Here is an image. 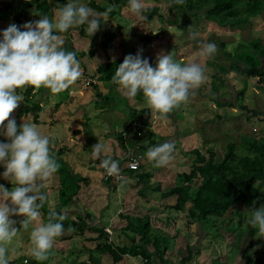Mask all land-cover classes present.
<instances>
[{"label":"rangeland","instance_id":"rangeland-1","mask_svg":"<svg viewBox=\"0 0 264 264\" xmlns=\"http://www.w3.org/2000/svg\"><path fill=\"white\" fill-rule=\"evenodd\" d=\"M11 1L12 0H10L9 3ZM150 1L154 2V0ZM185 1L186 0H180V2ZM150 4H152L151 6L158 10V13L154 14V19L150 26L143 25L146 18L143 15H139V18L141 20L140 23H142V26L136 29V35H133L131 37V40H128V45L133 47V50H145V52L148 53V56L153 59L149 60L153 67L155 66L157 56L161 53L171 54L173 59L181 64L196 63L204 70L205 79L198 88L191 90L188 99L185 102L181 103L179 107H177L175 116L178 119L175 125H173L172 120L166 118L163 115H159L157 117L154 115V118L158 121L155 127L157 133L159 134L156 135L159 138H156L157 143L162 144L164 138H166L165 142H171L175 147H177L176 149H174L175 154L173 152L172 158L166 165L157 167L155 166V163L153 161L148 160L146 156V134H148L146 132L148 131L147 128L138 129V131L146 132L145 136L140 137L141 142L138 145H136V143H131L129 145L130 151H134L135 147L137 150L138 148H142L141 152L142 157L144 158V168L142 171H146L149 174L153 173L156 176L148 181L149 186L147 187L149 191L143 192L144 197L140 195L143 190V185H140L141 183L139 184V187L130 186L131 184H136L139 181L138 176H134V180H126L127 176L125 175V179L123 182L127 186H129L130 189L127 188L128 190L123 192L125 186H123L122 188L120 187L119 190L116 191V193H118L119 191L120 192L114 196L112 193H110L107 188H105V190L103 191L104 195L101 198V196L98 195L100 189L97 185H94L96 179L98 180L101 177V173H97V169L94 170V168H97V164L90 163L87 168L86 165H82L78 162V160H80L84 163H87V161L90 160L92 146L98 143L99 140L101 141L100 143L104 144L107 148V151L104 154L105 157L120 154L118 148L119 142L116 143L118 139H115V142L110 141L109 143H107V141H109L110 139L106 140V138L112 136L111 130L108 125L97 121V115H93L92 108H95V103H97V92H95L89 86L75 87L71 84L68 88L70 91L69 94L71 99H69L68 97H66V99H64L63 97H56L58 100H61L62 104L55 109L57 110L55 119H57L58 121L54 124H50L51 110L50 112L47 111L46 107H48L49 105V108H52L55 107L58 103V101H55V93H52L49 89L44 87H41L34 91V93H38L37 97L35 98V101L43 105V107L45 108V110L43 111L44 113L40 115V120L42 123H39V126L37 127L42 134L49 135L51 137L50 153L55 155L59 149L64 147L68 148L69 151L63 156H61L62 162L69 166L71 171L75 172L76 174L81 175L85 178H88V175L90 176V186L93 187H85L84 185H81V191H83V193L80 196L79 201H85L86 199H88L85 197L88 194L90 196V191L88 193L89 188H91L93 192L95 189H97V196H95V198L92 200V203H90L89 205H86L83 208L80 207V210L75 206L71 207V212L66 211L68 208H65L63 210L64 221L77 220L80 215H85L86 212H92L94 214L92 215L94 220H91V222L88 223V226H90L91 228L97 227L99 228L98 230L103 231L104 229L105 231L109 232V230L105 228L107 227L108 222L102 223L100 217L110 215V213H108L106 209L108 205L111 204V210H115V215L118 214L115 220L111 221L113 228L111 231L113 243L112 246L116 249H119L124 246H129L126 240L120 238V229L118 227V222H121V219H119V217L123 218L122 216H129V218H132L134 220L137 219V222H139L140 220L150 219V229L153 230L151 232L155 234L159 232L164 234L163 237L167 236L169 239L168 245H170L171 248H175L176 244L179 241L187 242V244L191 243L190 239L192 238V236L188 232L191 231L196 233V224L188 222L187 216L189 211L193 209L192 202L190 199L194 198L196 186H193L189 193V198L184 206L182 213L184 217L181 220L180 216H178V214H181V211L174 209V205L177 202L178 196L174 195L168 198H163L162 196L163 194L169 192L171 189L176 187L173 179H177L178 181L183 182L181 176H179L178 179L179 173H189V168L192 167L195 156L190 155L187 157V152L197 148L200 149L205 156L207 155V153H214L216 159L220 160L226 154L229 145L235 144V146L233 147V152L235 153V155L238 156V158L251 157L254 155L253 152L247 151L240 142L242 136H256L264 139V94L262 93V90H260L259 87L256 86L258 80L261 79L260 77L248 78L249 85L247 88V92L243 97V104H240L239 102L238 104L234 105L235 108L225 106L224 104H221L220 106L216 105L215 102L211 99L213 96L211 89L213 83V73H211V70L218 72V66L229 70L232 62L229 59H226V56L223 55L224 53L233 52V50H236L240 45L249 47L248 43L250 40H252V38H255L257 40L264 39V16L259 17V19L255 21L256 26H254L253 29L249 32L253 23L248 26H242L240 28L232 29L228 26H220L215 23L209 22L203 17L204 12L210 9L209 6L204 7L203 11L201 12L196 11V14L198 13V16L194 17L193 14H195V11L191 13L182 11H180V13H173L172 11H170V0H160L156 3ZM31 5L37 6V4L35 3H32ZM57 6L59 7L58 4H56V7ZM40 7L43 9L44 5H40ZM47 9H49L48 6ZM16 10L17 12L14 17L8 11L0 14V20L3 19L5 21H11L15 18L12 24L15 23L18 25V19L16 18V16H18V14L20 15L23 9L19 7ZM174 17L178 19V22L177 24L172 25L171 21L174 19ZM2 27L7 28V26ZM190 27L191 31L198 33L195 38H192L189 35ZM127 32L128 34L133 33L131 29H128ZM141 32L142 36L139 37ZM155 33H158V41L154 40L155 38L151 41L146 38L144 42H142L143 36L148 35L151 37H155ZM59 40L61 42V45L68 46L69 40L70 44H78L74 39L71 41L70 33L67 32H63L62 35L59 36ZM111 42L114 45V43L117 42V39H111ZM208 42H212L215 44L216 42H223L225 44V47L222 51H220L221 55H217V57H215L214 53L210 56L205 53H202L201 49L203 47V44ZM145 43H147L148 45L150 44V46ZM216 46L217 49L220 48L219 45ZM75 49L77 51H74L78 52L79 55H84L85 53H88V51L83 50L82 47H77ZM175 50H177L178 52H176ZM88 59L89 58H84L79 61L80 71L87 66V68L93 69L95 62H89L87 61ZM210 59L217 60L218 62L217 63L212 60V62L216 63V65H214L212 68H209L208 66V61ZM233 75L234 74H230V77H232ZM81 77L82 76H80L78 80ZM232 81V86H234L237 91L244 88L245 81L242 80V78L236 76L232 79ZM220 83L223 84L225 82L222 78L219 77V80L215 81L214 86L219 88V97L226 99L230 95V88H221L222 85L219 86ZM106 84H108L109 87H105ZM100 85L103 86L102 88H99L102 93L107 91L111 92L110 97L108 98L110 101V107L108 108L109 111H117V114H115L117 117L114 116L111 119L113 120L114 125V132L112 133L116 132L118 134L127 131L128 127H125L124 123L128 121L127 114L130 113L129 104L133 109L136 108L137 110L150 109L146 105L145 100L138 96L139 93L135 97L129 98L125 90L116 87L109 82L104 81ZM30 87L32 86L26 85L23 88H19V91L17 93L23 97V100L20 104L25 102V93ZM122 98H124L125 100ZM104 100L105 99H102L100 102L102 103ZM119 113H123V116H121ZM251 113L253 116L252 118ZM87 116H90L93 121L89 122V120H86V118H88ZM219 116H222L221 120L219 119ZM244 116H246V118L243 122L236 123L239 118ZM139 117H141V119H144V116H142L141 114L139 115ZM10 118H16L15 110H13V112L11 113ZM26 119L29 122H31L32 120L30 116L28 118H23L19 121L24 122V120ZM19 121L17 122L19 123ZM182 121L184 122V124L182 125L184 128L180 127L179 131L181 132L180 136H182L183 143L179 144L176 138L178 135L177 128L179 124L178 122ZM6 123L7 121H5V124ZM234 127L238 128L239 130L234 129ZM174 130H176V134L173 138L172 132L174 133ZM76 132H81V135L76 136ZM148 132L150 133L151 131ZM131 133H133V130H130V133H127L126 135L122 136L129 140L131 137ZM244 133H249V135H246ZM187 143L188 146L186 147ZM186 158H188L187 161ZM97 162H99V160H97ZM184 162L185 164L183 166L182 164ZM171 164H173V166ZM100 169L104 171L102 167H100ZM3 170L4 169L0 167V172H2ZM169 175H171V177H169ZM49 180L50 181L45 184V191L42 190L46 196V202H43V204L46 205V208L49 211H54L56 207L57 209H59L58 204L60 203L57 193V186H60L59 175L56 176L55 174H53V176H51ZM168 182H170V184H168ZM0 183L5 184V186L9 190H11L12 184L9 181L0 178ZM199 183L200 180L197 182V184ZM150 186L152 190L150 189ZM101 189L103 188L101 187ZM154 189L156 190L154 191ZM261 191L264 193V189H261ZM121 192L123 193V195H121ZM91 195L93 196L94 194ZM262 204H264V202H262L261 205ZM252 207L253 205L246 208L243 202H239L237 204L236 211H240L243 214H246L248 218L250 215L248 210L252 209ZM95 210H97L99 213H97ZM156 211H160V214H156ZM20 218L21 220H23L24 217L16 216L15 219L14 216L13 218L16 220L15 226L19 230L23 229L22 224L20 223ZM153 218L155 219L153 220ZM122 223H124V226L126 227V219H122ZM213 223L214 224L209 222L203 223L206 229V233L208 234L207 245L212 246L214 248L212 255L209 253V251H205L203 256H195L189 264H200V262H202L205 258L208 259L209 263L207 264H233L235 258L236 260L237 258L239 259L241 255L240 252L243 247L246 248V243H250L248 241L245 243L243 239L245 234L247 233L246 230H233L234 226H237V216L233 213V210L227 213L222 220H220V218L215 217ZM43 224L44 221L42 218V214L40 213L36 221L29 223L27 228L23 229L22 236L20 233H17V242H20V238L22 237V242L26 241L27 243L25 245L30 244L31 247V252L29 253V255H20L17 259H15L18 263L21 261V258L27 259L30 264L39 263L36 262L37 259L32 255V249L34 245L31 242L30 236L33 228ZM166 229H169L170 232H168V230L166 231ZM80 230L81 229L78 230V233L74 234L76 236L74 240L65 244L62 243L61 238L66 237L68 234L56 237L54 240L53 247L47 253V259L49 261H52L53 264H79L80 255L82 252H78L77 248H83V246H81L83 236H81ZM207 230H211L212 235ZM116 231L118 233H116ZM177 231L181 232L184 238L182 235L181 238H177L174 235L175 233H178ZM85 234L86 239L88 238V240L92 237L97 236V239L99 240L101 245L106 243V240L104 237L102 238L100 231L96 233L88 230L85 232ZM125 234L127 240L129 241H131L130 237H135L137 235V233H134L133 229H129V231L125 230ZM255 237L256 234L254 235L253 240L251 241L253 248L247 249L249 250L248 253L257 254V258H259L261 261H264V239H257ZM136 238L138 240L140 238V235H137ZM23 245L24 244H22V246ZM257 245H259L258 248L256 247ZM6 246L10 248L8 245ZM60 247L62 249H60ZM184 247L175 250L172 249V251H170V258L177 264H179L178 262L183 259V256L178 254V252L180 253L181 250H184ZM15 248L16 247L14 246V249H11V251L7 252V257H10L11 259L13 258L10 252H12L13 250L15 253ZM54 249H56V252H62L63 257H55V255H53L52 258L50 255L54 252ZM21 250L23 249L16 250L17 255L18 251ZM105 250L110 252V249ZM25 251L28 252L30 250L25 249ZM67 251H69L70 254H67ZM119 251L122 250H117V252ZM190 251L191 249H189L188 253H190ZM89 255L90 254L86 253L87 257H89ZM107 255L110 257L109 253H107ZM101 259L102 258H98L99 261ZM47 263L48 261H46V264ZM104 263L115 264L111 260H105ZM143 263L144 260L125 257L123 261L118 264ZM236 264H238V262Z\"/></svg>","mask_w":264,"mask_h":264},{"label":"clouds","instance_id":"clouds-1","mask_svg":"<svg viewBox=\"0 0 264 264\" xmlns=\"http://www.w3.org/2000/svg\"><path fill=\"white\" fill-rule=\"evenodd\" d=\"M128 7L137 16L146 10L144 0H128ZM111 11L112 8H108L105 12H97L87 6L86 0H67L66 4L60 6L58 13L54 14L56 19L34 12V15L40 17L38 20L28 21L23 25L13 23L0 30V167L4 169L0 172V178L12 184L9 190L5 184L0 183V264H9L6 244L19 231L15 227L16 220L12 217L23 216L20 223L24 228L37 220L40 215L39 208L42 206L37 201L43 202L46 199L42 189L59 167L50 154L51 137L42 134L32 123L24 122L18 126L16 120L10 118L13 110L23 100L17 89L30 85L34 91L44 87L52 93H59L69 88L81 76L80 63L74 51H66L61 47L56 33L86 25L85 30L93 36L101 27L103 17ZM209 22L219 25L215 21ZM252 29L253 27L249 32ZM189 35L195 38L198 33L191 31L190 27ZM216 49L215 43L208 42L203 44L201 51L210 56ZM94 78L95 75L85 81ZM204 79V70L198 64L178 63L171 54L158 55L153 67L149 59L143 57V49L138 50L135 55L125 56L112 76V82L125 90L129 98L142 93L146 105L153 114L159 115H165L179 107L188 99L191 90L198 88ZM85 86L90 85L86 83ZM133 133L135 138L132 142L135 143L140 138ZM173 149L171 142H164L150 147L146 156L155 166H164L171 159ZM106 151V146L99 141L92 146L91 158L99 160V166L108 175L119 177V163L111 156L105 157ZM248 211L250 215L246 222L257 230L255 238H264V204L256 207L254 202L252 209ZM50 216L55 218V222L49 219L47 223L31 231L30 239L34 245L32 255L37 260L47 259V253L53 247L55 238L62 236L64 231L61 223L64 216L55 211ZM120 219L122 221L123 218ZM105 228L109 230L108 232L103 229L109 235L108 244L113 245L111 222ZM88 230L95 229L81 228V246L84 252L97 254V260L102 258V264H105V260L113 261L110 253L109 257L108 252L98 250L101 244L97 237L86 239L85 232ZM93 243L95 244L92 245ZM125 257L133 259L128 255ZM82 258L84 257L80 256ZM23 263L28 264V260Z\"/></svg>","mask_w":264,"mask_h":264},{"label":"trees","instance_id":"trees-1","mask_svg":"<svg viewBox=\"0 0 264 264\" xmlns=\"http://www.w3.org/2000/svg\"><path fill=\"white\" fill-rule=\"evenodd\" d=\"M155 3L160 0H154ZM170 11L173 13L177 12H193L195 11V14H193L194 17L198 16V13L196 14V11L201 12L203 11V8L206 6H210L212 4L211 10L205 11L203 14V17L207 19L208 21H215L220 26H228L232 29L234 28H240L242 26H248L251 25V27L256 26L255 21L259 19V17L264 16V0H186L185 2H180V0H170ZM58 2H62V0H59ZM28 8L29 5L27 6ZM94 9L96 6H92ZM122 8V6H121ZM146 10L142 13L143 16H145L146 20L151 22L154 19V14L158 13V10L154 7L152 8H145ZM104 10L98 9V12H102ZM106 11V10H105ZM104 11V12H105ZM120 12V10H118ZM111 15V14H110ZM110 15L108 17L110 18ZM18 25H23L24 23L31 21L32 16L29 12V10H26L22 12L20 15L16 16ZM251 21V22H249ZM178 19L174 17V19L171 21L172 25L177 24ZM107 34V33H106ZM155 37H149L148 40L151 41L152 39L158 38V33H155ZM115 38V35H109L107 34L105 36V39L111 42V39ZM144 42V40L142 41ZM147 44V43H145ZM249 47H246L244 45H240L236 50L234 49L233 52L224 53L223 55L226 56V59H229L232 63L230 65V69L226 70L225 68L218 66V72L212 71L213 73V83L211 86L212 89V101L215 102L216 105L224 104L225 106L235 108L234 105L243 104V97L245 96V93L247 92L248 88V78H257L260 77L261 79L258 80L256 83V86L259 87L260 90H262V93L264 94V39L263 40H257L255 38H252V40L249 41ZM111 45V44H110ZM216 45H219L220 48L216 49L214 55L217 57V55H221L220 51H222L225 47V44L223 42L217 43ZM112 48V45L111 47ZM107 46V49H110ZM140 49H132L129 54L135 55L137 51ZM178 52L177 50H175ZM128 54V55H129ZM106 57L108 60L106 62H102L97 66V79L96 77L94 79L97 80V82L94 79H91L89 81H83L82 82H73V85H90L89 87L92 88L95 92H97V103H95V108H92L93 115H97V121L103 124H106L109 126L111 130V135H114L112 132H114V125L113 120L111 117V114L113 112L109 111L110 107V92H101L100 91V84L102 82L106 81L109 82L116 87H118L116 84L112 82V76L115 74L116 68L121 64L124 60V58H116L115 56H111L110 54L106 53ZM143 57L148 58V56L145 54V50H143ZM152 60V59H151ZM213 59H210L208 62L209 68H212L214 65H216L215 62L217 60H213L215 62H212ZM218 63V62H217ZM155 67V66H154ZM230 74H234L232 77H230ZM236 76H240L242 80H244V88L237 91L233 85L232 79ZM219 77L223 79L225 83L219 84V86L222 87H228L230 88L229 91V97L226 99L219 97V88L215 87V81L219 80ZM18 92V91H17ZM70 91L69 89H65L59 93H55V101L58 103L55 107L49 108L50 106L46 107L47 111L50 112V124L56 123L58 120L55 119V115L57 113L56 108L62 104L61 100H58L56 97H63L66 99L70 97ZM38 94V93H37ZM37 94L34 93V90L32 87L27 89L25 93V102L20 104L15 110V116L16 120H22L23 118H28L31 116L32 120L29 122L27 119L24 121H27L28 123H32L36 126H39V123H42L40 120V115L43 114L45 108L43 105L35 101V98L37 97ZM60 95V96H59ZM138 96L142 99H144L143 94L139 93ZM102 99H105L102 103L100 102ZM127 99V98H126ZM241 100V101H240ZM109 101V102H108ZM126 102V101H125ZM87 108V107H86ZM130 113L127 114V122L124 123L125 127H128L127 130L132 126V124L137 120L138 123H140L141 129L147 128L148 131H151L150 133L146 131L148 134H146V141H147V147L148 150L150 147L159 145L157 143L156 138H158L159 135L157 133V130L154 129L155 125V118L154 115L157 117L159 114H153L151 109H139L132 108L129 104ZM49 109V110H48ZM176 110L177 107L174 108L171 112L163 115L166 118H169L172 120L173 125H175L177 122L176 118ZM144 116V119H141L139 115ZM162 116V115H161ZM86 120H89V122H92V118L90 116H87ZM139 117V118H138ZM251 113V118H252ZM19 118V119H18ZM246 116L239 118L236 123L243 122ZM250 118V119H251ZM219 119H222V116H219ZM248 119V118H247ZM249 120V119H248ZM16 121V122H17ZM261 121V120H260ZM157 122V120H156ZM197 122V121H196ZM263 122V120H262ZM18 123V122H17ZM20 121L18 125H20ZM178 128H177V141L179 144L183 143L182 136H180L181 132L180 127L184 128L182 125L184 122H178ZM235 123V124H236ZM127 125V126H126ZM234 129L239 130L238 128L234 127ZM203 130V129H202ZM229 130V129H228ZM95 131V130H94ZM176 130H174V133L172 132V137L174 138V135ZM145 132V131H144ZM145 132V133H146ZM246 135H249V133H244ZM76 136L81 135V132H76ZM145 136V134H144ZM169 136V137H171ZM115 139H118V142L122 149L126 150V147L124 145V137L122 135L114 136ZM159 139V138H158ZM163 139V138H161ZM160 139V141H161ZM165 139L163 140V143L165 142ZM127 140V138H125ZM128 143H133L131 140L127 141ZM141 142V139L137 140L135 143L138 145ZM242 146L247 151H252L253 156L251 157H244V158H238L237 155L233 152V147L235 144L229 145L227 148L226 154L220 159L217 160L214 153L210 152L207 153L205 156L200 149L195 148L194 150H190L187 152V157L192 155L195 156V159L193 160V165L189 171V173H179V176L182 177V181L180 182L177 179H173L174 184L176 187L171 189L169 192L164 194L165 198L172 197L174 195L178 196L177 202L174 205V209L181 211V214H178L180 216V220L183 219V209L184 206L189 198V193L193 186H196V192L193 199H190L192 202L193 209L189 211L188 213V222L196 224V232L197 235L200 237H205L208 234L206 233V229L203 225V223H212L214 224V219L220 218L222 220L225 215L233 210V213L237 216V226L233 228V230H246V234L244 236V242L247 241L250 242L249 244L246 243V248L243 247V249L240 252L239 259L237 258L236 263L238 264H264V261H261L259 258H257V254H249L247 249L253 248L251 241L253 240L254 235L256 234V229L251 228V225L248 224L247 216L246 214H243L240 211H236L237 204L239 202H243L245 207H250L254 204L257 207L261 205L262 202H264V193L261 191V189H264V139L256 137V136H242L241 139ZM239 142V143H240ZM188 146V143L186 144V147ZM177 147L174 146V149ZM136 149V147H135ZM173 149V152H174ZM142 148H138L137 152L140 153ZM68 148H61L59 149L55 155L51 154L58 163V171L55 173V175H59V184L60 186H57L58 191V199H59V209H54V211L58 215H63V210L65 208L70 209L71 207L76 206V204L79 203V193L81 192V185H84L85 187H90V176L88 175V178L82 177L81 175L76 174L75 172L71 171L69 166L64 164L62 162L61 156L66 154L68 152ZM173 152L171 153V158L173 155ZM122 156L124 155V152L122 151ZM142 154V152H141ZM175 154V152H174ZM105 156V155H104ZM121 156V155H120ZM176 157V156H175ZM174 157V158H175ZM180 158V157H177ZM188 158H186V161ZM185 161V162H186ZM78 162L82 165L89 166L91 164H97V168H94V170L97 169V173H101V177L94 182L97 186H105L108 190L110 189L112 194H115L117 191V188H120L121 186H127L123 181L116 180V179H109L105 181V174L102 173V170L99 168V162L97 160H94L90 158L87 163H84L80 160ZM185 162L182 164L184 166ZM173 165V164H171ZM143 168V163H141L140 171H127L126 173L132 177L138 176L139 181L136 184H131L132 187H139L140 185H143V190L140 193L142 197H144L143 192L149 191L148 187L149 183L148 181L152 178V174H149L146 171H141ZM132 173V174H131ZM96 174V173H95ZM200 180V183L197 184V182ZM50 181L49 179L47 182ZM46 182V183H47ZM191 184V186H190ZM46 187L42 189L45 191ZM150 189L152 190L151 186ZM156 189H154L155 191ZM43 202H46L44 200ZM43 202L37 201V203H42V206L39 208V212L42 214V218L44 221V224L49 221V219H53L55 222V218H52L50 216V213L52 211H49L46 208V205L43 204ZM123 219L127 221V225L124 228L120 229V238H123L127 241L129 246H124L121 248H114L111 244H108V238L109 235L106 234L102 230H97V227H93L95 230L93 232H99L106 240V243L103 245L98 246V250L105 253L108 252L113 257V262L115 264L120 263L123 261L124 256L128 255L130 257H133V259H137L141 257L142 259L147 260L148 262L154 258V262L156 261L155 258H158V260L161 262V264H164L167 262V251H168V238L163 237L164 234L157 232V234L152 233L151 228V221L150 219L146 220H134L132 218H129V216H122ZM120 219V217H119ZM92 215L90 213H85V215H80L77 220L72 221H61V223L64 225V231L63 234H68L66 237H63V239H71L73 238V235L75 233H78V230L81 228H90L88 226V223L91 222ZM139 225V226H138ZM129 229H133L134 233H137V235H140V238L137 240L135 237H130V240H127L125 230L129 231ZM92 230V228H91ZM81 231V230H80ZM211 233V230H207ZM178 232V231H177ZM116 233H118L116 231ZM189 234H192L193 232H188ZM245 233V231H244ZM154 234V235H153ZM177 238H181V235L183 234L181 232L174 234ZM97 237V236H96ZM95 237V238H96ZM184 238V236H183ZM264 239V238H263ZM22 242V241H21ZM7 243H12L11 241ZM22 242L21 244L13 245L14 243L10 244L13 247L15 246V254H17L16 250L20 249H26L27 246ZM186 246L184 247V250L186 251L185 255L183 256V259L180 261L179 264H189L192 261L193 258V251L190 247H188L187 242ZM200 245L202 242H198ZM198 243H193V245H198ZM22 244H24L22 246ZM244 245V243H243ZM154 248V251L150 247ZM110 249V252L105 250ZM189 249H191L190 253H188ZM117 250H122L117 252ZM152 251V252H151ZM200 249H197V255L200 256ZM154 253V254H153ZM157 256V257H156ZM264 256V254H263ZM9 260V258H8ZM14 260V259H13ZM46 261L49 262L48 259L45 260H37L36 262H39L37 264H46ZM9 264H18L17 260H14V262H10ZM24 264V263H22ZM28 264H30L28 262ZM82 264H96L95 260H93L92 254L89 255L86 262H83ZM97 264H102L99 260H97Z\"/></svg>","mask_w":264,"mask_h":264},{"label":"crops","instance_id":"crops-1","mask_svg":"<svg viewBox=\"0 0 264 264\" xmlns=\"http://www.w3.org/2000/svg\"><path fill=\"white\" fill-rule=\"evenodd\" d=\"M9 1L10 0H0V14L8 11L14 17L15 14H16V12H17L16 9L20 7V8L23 9L22 12H24L26 10H29V12H30V14L32 16L31 21L32 20H38L40 18L38 15H34L33 14L34 12H39L41 14L47 15V16H49L50 19H56L57 17L54 14L55 13H58L60 6H63L67 2V0H62L63 3L62 2L61 3L58 2L59 0H24V3H23V0H12L10 3H9ZM32 3L37 4V6L31 5ZM86 3H87V6L91 7L92 9H94L92 6H96L94 10L97 11V12H98V9L105 11L108 8H112V11L110 13H108L106 16L103 17L102 23H101V27L99 28V30L93 36H91V34H89L85 30L86 27H87L86 25H81V26H78V27H73V28H70L67 31V33H70L71 41L74 39V40H76V42L78 44H76V45L75 44L73 45L72 43L70 44V40H69L68 46L67 45H61V47L64 50H66V51H74V50H76L75 48L82 47V49L83 50H87L88 53H85L84 55H79V53L76 52L77 50L74 51L76 53V55H77L76 56L77 59L79 61H81L84 58H89L87 61H89V62L90 61H94L95 62L94 63V66H93V69H89V68H87L88 67L87 66V67H84L81 70V76L82 77L79 80L77 79V82H82V83H83V81H84L85 78H88V77H91V76H94V75H95V77L97 79V75H96L97 74V72H96L97 71V66L100 63L106 62L108 60V58L106 57V53L110 54L111 56H115L116 58H118V57L119 58H125V56H127L130 53V51L132 50V48H133V47H131V46L128 45L129 44L128 40H131V37L133 35H136V29L138 27H141L142 26V23H140L141 20H140L139 16H137L135 14H132L130 12L129 7H128V0H86ZM150 3H155V1L152 2L150 0H144V8H148V7L151 8L152 7L151 6L152 4H150ZM56 4H58L59 7L58 6L56 7ZM28 5H29L30 8L27 7ZM40 5H44V8L42 9L40 7ZM47 6L49 7V9H47ZM121 6H122V8H121ZM50 9H51V12L52 13L50 12ZM118 10H120V12H117ZM104 11H102V12H104ZM108 15H110V18L108 17ZM14 19H12L11 21H8V20L5 21L3 19L0 20V30L6 29L5 27H2V26H7L8 27L10 24H12V22L14 21ZM151 23H152V21L149 22V23H148V21H145L143 23V25L150 26ZM128 29H131L133 31V33L132 34H128V32H127ZM106 33L109 34V35H115V38L117 39V42L114 43V45H113V43H109V41L105 39V36L107 35ZM56 34L58 35V37L60 35H62V33H60V32H57ZM140 36H142V32L140 33L139 37ZM149 37H151V36H148V35L143 36L142 37V41L145 40L146 38H149ZM115 38H113V39H115ZM154 40H157L158 41L159 39L156 38ZM140 43H141V41H140ZM110 44L112 45V48H110L111 47ZM107 46L110 49H107ZM148 46H150V44ZM145 54L148 56V53L147 52H145ZM149 60H151L150 57H149ZM74 86L75 87H80V86H83V85H75V83H74ZM102 87L103 86L100 85V88H102ZM105 87H109V85L106 84ZM17 91H19V89H17ZM110 94H111V92H110ZM122 99H124V98H122ZM115 114H117V111L116 110H113V112L111 114V117L113 118L114 116H116ZM119 114L121 116H123V113H119ZM24 122H26V121H24ZM24 122H21V123H24ZM156 123H158V121L156 122V119H155V124ZM155 127H156V125H155ZM95 133H97V132H95ZM122 133L123 132L118 133V134L116 132L113 133L114 135L106 138V140L107 139H110L109 141H107V143H109L110 141H112V142L114 141L115 142V137L114 136L115 135L120 136V135H122ZM128 133H130V132H128ZM134 138H135V134L134 133H131V137H130L131 141H133ZM127 141L128 140H125V138H124V145L126 147V150L125 149H122V147L120 146V144L117 141L116 143H118V148H119V153L120 154L119 155L117 154L115 156H111L113 159L117 160L119 163H121V164L124 165L123 170L120 171V174L124 175L123 180H121V181H124L125 175L127 176L126 180H130V179L134 180V177H132L131 175L129 176L126 173L129 170H128V167H127V164H126L125 160H126L127 154H129L130 152H132V153H138V152H137V149H135L134 151H130L129 150V145L131 143H128ZM122 151L124 152V155L123 156H122V153H121ZM139 154L142 156L141 152ZM142 161H144V158L143 157H142ZM87 168H88V166H87ZM143 168L141 169V171L143 170ZM154 177H156V176L152 173V178H154ZM169 177H171V175H169ZM168 184H170V182H168ZM90 187H93V186H90ZM101 187L103 189H101ZM122 187L123 186H121V188ZM98 188L100 189V192H98V195H100L101 198H102L103 195H104L103 191L105 190L106 187L105 186H98ZM127 188H129V186H125L123 192L126 191V190H128ZM89 191H90V196L88 194L85 197V198H88V199H86L85 201H79V203L76 204L75 207L79 208V210H80V207L83 208L86 205H89L90 203H92V200L95 198V196H97V189H95L94 192H93L91 190V188H89L88 193H89ZM109 191H110V189H109ZM57 193H58V191H57ZM82 193H83V191H81L79 193V198L82 195ZM110 193H111V191H110ZM118 193L113 194V195L115 196ZM91 194H94V195L92 196ZM121 195H123L122 192H121ZM162 196L164 198V194ZM111 208H112V205L110 204V205H108V207L106 209V211L108 213H110V215H106L104 217H100L101 220H102V223H106V222L110 223L111 221L115 220V218H116V216L118 214L115 215V210H111ZM66 211L71 212V206H70V209H67ZM95 211L97 213H99L97 210H95ZM137 211H139V210H137ZM88 213H90L91 215H94L92 212H88ZM155 213L156 214H160V211H156ZM15 219H16V216H15ZM154 219L155 218H153V220ZM92 220H94L93 216H92ZM20 221H21V218H20ZM118 223H119L118 224V227L119 228H121V227L124 226V223H122V221L121 222H118ZM22 228L23 229H26L24 227H22ZM23 229H21V230L18 229L19 230L18 233H20L21 236H22ZM167 230H168V232H170L169 229H166V231ZM119 233H120V231H119ZM63 235H65V234H62V236ZM190 235L192 236V238L190 239V242L191 243H198L199 241L202 242L201 245L199 243H198V245H193L191 243L188 244V247H190L191 249H193V252H194L193 253L192 260L194 259L195 256H197V252L196 251H197L198 248L200 249V256L201 255L203 256L204 253H205V251H209V253L212 255L214 248L212 246L207 245V242H208L207 235L204 238L203 237H200L199 235H197V232L196 233L193 232ZM75 237L76 236L73 235V238H71V239H62L61 241H62L63 244H65L67 242H70V241L74 240ZM17 238H18V235L16 234V236L11 240V242L14 243L13 245H15V246H16V244H21L22 243L21 241H23V238L21 237L20 238L21 241L20 242H17ZM166 238H168V237H166ZM26 243L27 242L25 241L24 244H26ZM94 244L95 243H93L92 245H94ZM6 245H8L10 247V248H8L6 246L7 247V252L11 251V249H14V247L12 245H10V244H6ZM26 246H27L26 250H30V251L27 252V251H25V249H23L21 251H18V255L15 254L14 251L12 250V252H10V254L13 256V258L11 259L10 257H7V258H9V263L12 262L13 259L14 260L17 259L18 256H20V255H22V256L29 255V253L31 252L30 244H27ZM167 246H169V248H168V251H167V254H166V256H167L166 258H168L167 261L168 260L169 261L166 262V263H164V264H177L176 262H174L170 258V254H171L170 251H172V249L175 250V249H178V248L180 249V248L184 247L185 246V242L179 241L176 244L175 248H171L170 245H167ZM151 248L154 251V248L152 246H151ZM60 249H62V248L60 247ZM55 250L56 249H54V252L50 255L52 258H53V255H55V257H63V253L62 252H58V251L56 252ZM77 250H78V252H82L80 256L84 257V258L80 259L79 264H82L83 262H86L87 259H88V257L86 256V253L84 252V249L82 247H80V248L78 247ZM66 253L67 254H70L69 251H67ZM178 254L185 255L186 254V251L185 250H181L180 253L178 252ZM92 256H93V259L95 260V263L97 264V254L92 253ZM137 259L144 260V263L145 264H161V262L158 260V258H155V260H156L155 262L153 261L154 258H152L149 262L147 260H145V259L140 258V257L137 258ZM24 260H26V259H22L21 258V261L18 264H22L24 262ZM51 260H54V259H51ZM235 262H236V258L234 259L233 264ZM178 263H180V262H178ZM207 263H209L207 258H205L202 262H200V264H207ZM47 264H53V262L52 261H49Z\"/></svg>","mask_w":264,"mask_h":264},{"label":"built area","instance_id":"built-area-1","mask_svg":"<svg viewBox=\"0 0 264 264\" xmlns=\"http://www.w3.org/2000/svg\"><path fill=\"white\" fill-rule=\"evenodd\" d=\"M138 129H141L140 127V123H138L137 121H135L132 126L126 131L123 132L122 135H126L128 133V131L133 130V132L136 133L137 138L143 137L144 133L143 131H138ZM127 158L129 159L128 162V167L129 170L131 171H139L140 166H141V160H142V156L139 153H129L127 154ZM119 163V162H118ZM124 165L119 163V169L120 171L123 170ZM105 173L106 170L104 169ZM124 177V175L120 174L119 177L115 176V175H105L106 179H116V180H120Z\"/></svg>","mask_w":264,"mask_h":264},{"label":"bare ground","instance_id":"bare-ground-1","mask_svg":"<svg viewBox=\"0 0 264 264\" xmlns=\"http://www.w3.org/2000/svg\"><path fill=\"white\" fill-rule=\"evenodd\" d=\"M130 153H132V152H130ZM125 162H126V164H127V167H128V162H129V159H128L127 157H126V160H125ZM141 163H143V161H142V160H141ZM99 168H100V167H99ZM128 170H129V167H128ZM129 171H131V170H129ZM102 172H103V174H105V175L107 174V173H105V171H103V170H102ZM106 180H109V179H106V178H105V181H106ZM120 180H123V178H122V179H120ZM117 190H119V188H117Z\"/></svg>","mask_w":264,"mask_h":264}]
</instances>
